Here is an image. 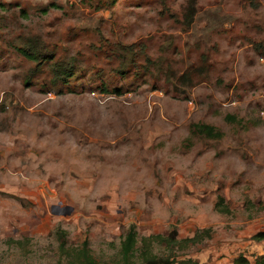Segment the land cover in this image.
Here are the masks:
<instances>
[{
  "label": "rangeland",
  "instance_id": "1",
  "mask_svg": "<svg viewBox=\"0 0 264 264\" xmlns=\"http://www.w3.org/2000/svg\"><path fill=\"white\" fill-rule=\"evenodd\" d=\"M260 42L264 0H0V264L113 260L131 224L197 232L153 241L174 264H264Z\"/></svg>",
  "mask_w": 264,
  "mask_h": 264
},
{
  "label": "trees",
  "instance_id": "2",
  "mask_svg": "<svg viewBox=\"0 0 264 264\" xmlns=\"http://www.w3.org/2000/svg\"><path fill=\"white\" fill-rule=\"evenodd\" d=\"M256 45L259 47L264 46V44L261 42L257 43ZM19 51H21L25 56L36 61L37 63L42 60L45 61L47 60V58L52 56L51 53L47 54L45 52L43 44H41L37 40V37L28 38L27 42L22 47H19ZM62 67L63 66L58 65V72L55 76L58 79L62 78L63 80H65L71 75L72 71L66 67ZM193 130L202 132L209 137H219L221 135V131L219 129L215 128L214 125L207 123H193ZM219 203H224V199L222 196L218 197L216 204H218V207L221 210L229 211V207H227L226 205L219 206ZM61 233L65 234V230H63ZM176 233V229L174 228L167 235H162L159 233L149 234L143 236L141 238V244L137 246V229L134 224H131L120 242L118 258L107 261H99L95 258V256L91 252L89 240L87 238H84L79 245L75 246H67L64 244L65 241H61V246L63 247V251L66 257L72 260L74 264H174L175 259L170 258L169 256H158L157 254L152 252L151 245L155 239L165 240L167 244L175 242V244H177L178 246L181 243L184 244L188 242H195V235L197 234V232H195L194 235L190 237H185L182 239L176 238ZM252 237L258 240L264 239V230L255 232ZM138 256L140 257L139 261L136 260ZM184 261L192 262L189 259H185ZM232 264H250V261L248 257L243 253H239L233 258Z\"/></svg>",
  "mask_w": 264,
  "mask_h": 264
},
{
  "label": "crops",
  "instance_id": "3",
  "mask_svg": "<svg viewBox=\"0 0 264 264\" xmlns=\"http://www.w3.org/2000/svg\"><path fill=\"white\" fill-rule=\"evenodd\" d=\"M236 255H237V254H236ZM236 255H235V256H236ZM235 256H234V257H235ZM234 257H232V259L230 260V262H226V264H232V260H233ZM249 261H250V260H249ZM216 264H221V263L218 261ZM250 264H251V261H250Z\"/></svg>",
  "mask_w": 264,
  "mask_h": 264
}]
</instances>
